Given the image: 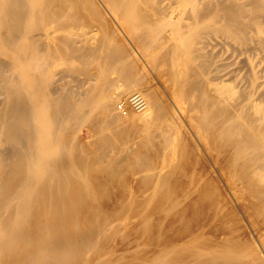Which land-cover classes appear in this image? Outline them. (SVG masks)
Instances as JSON below:
<instances>
[{"label": "bare ground", "instance_id": "obj_1", "mask_svg": "<svg viewBox=\"0 0 264 264\" xmlns=\"http://www.w3.org/2000/svg\"><path fill=\"white\" fill-rule=\"evenodd\" d=\"M0 264H264V0H0Z\"/></svg>", "mask_w": 264, "mask_h": 264}, {"label": "rangeland", "instance_id": "obj_2", "mask_svg": "<svg viewBox=\"0 0 264 264\" xmlns=\"http://www.w3.org/2000/svg\"><path fill=\"white\" fill-rule=\"evenodd\" d=\"M118 32H119L118 37L120 38V41L124 43V45L131 51L133 56L141 62V57L137 53V51L135 52V49L133 48L134 47L133 44L129 41V39L124 37L122 30L118 29ZM156 88H157V91L159 90L158 93L160 92L159 93L160 98L165 100V102L164 100H162L165 103V105H168V107L170 105L171 107L172 104L171 102H169L170 98H168V95L164 93L160 84L156 83ZM138 93H139L138 91H135V92L132 91L128 94L120 95L115 101V107L118 109V106L120 105V103L125 102L124 105L130 104L131 107L135 109L136 106L133 103H131L130 99L133 95L138 94ZM127 105L125 106L127 107L125 109L131 108V107H128ZM78 132H77V137L78 136L81 137L82 142L87 143V141L91 139V133H88L89 131L86 127L81 128V130H79ZM210 176L212 175L210 174ZM212 178L215 179V181H217L218 179L216 178V176L214 178V175L212 176ZM216 183L219 185L217 186L221 193V197L217 200V203H216V208L218 210L217 216L209 217L207 221L205 220L201 228L198 227L195 229V233H197V231H200V229H203V230L205 229V236L206 238H209V239H214L217 236H222L229 240H236L241 243H250V244L253 243L254 244V241L256 240L255 238L256 231H258L261 227L260 223L249 218V216L244 212V209L240 208L241 206L238 203L234 202V200L228 195L227 189L225 188L221 180L218 179ZM197 221L198 220L192 223L188 222V225L186 224L182 225V227L179 228L178 233L180 232L181 236L183 235L185 236L186 230L190 228L192 224L195 225ZM217 225H218V228L216 230L211 231V228L214 226L216 227ZM220 226L221 228H219ZM125 228H126L125 229L126 234L128 235L125 237V239L127 238L126 240H128L132 246L131 252L127 253V256L129 259L131 260L137 259L136 257L145 258L146 256L150 255L154 250L160 249V246H161V243L164 237L162 233L152 235L149 232L146 234L141 229L138 230L136 228V220L132 222L129 221L126 224ZM182 231L184 234L182 233ZM178 233H175L174 236L179 235ZM185 238L187 239L188 236H185ZM118 240L120 242L121 239H118Z\"/></svg>", "mask_w": 264, "mask_h": 264}, {"label": "built area", "instance_id": "obj_3", "mask_svg": "<svg viewBox=\"0 0 264 264\" xmlns=\"http://www.w3.org/2000/svg\"><path fill=\"white\" fill-rule=\"evenodd\" d=\"M132 97H133V96H132ZM132 97H131L130 101H131V103H133V104L136 106V104H135V102H134L135 98L132 99ZM119 108H122V103H120Z\"/></svg>", "mask_w": 264, "mask_h": 264}]
</instances>
